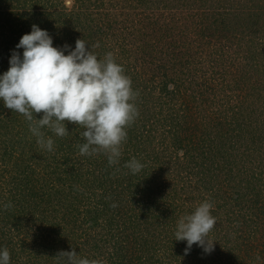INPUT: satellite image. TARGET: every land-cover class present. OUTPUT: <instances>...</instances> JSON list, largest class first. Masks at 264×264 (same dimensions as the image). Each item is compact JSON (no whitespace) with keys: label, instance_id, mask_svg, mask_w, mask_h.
Returning <instances> with one entry per match:
<instances>
[{"label":"rangeland","instance_id":"1","mask_svg":"<svg viewBox=\"0 0 264 264\" xmlns=\"http://www.w3.org/2000/svg\"><path fill=\"white\" fill-rule=\"evenodd\" d=\"M33 24L54 47L83 39L100 58L112 52L139 116L109 165L80 155L84 129L72 123L63 138L44 129L55 150L40 148L0 100L10 264H65L57 254L73 249L103 264H264V0H0V75ZM133 157L145 165L137 174L124 167ZM204 200L214 251L185 255L176 224Z\"/></svg>","mask_w":264,"mask_h":264},{"label":"clouds","instance_id":"2","mask_svg":"<svg viewBox=\"0 0 264 264\" xmlns=\"http://www.w3.org/2000/svg\"><path fill=\"white\" fill-rule=\"evenodd\" d=\"M83 39H77L74 50L65 44L53 46L47 30L33 24L13 51L9 68L0 75V100L7 109L25 117L29 131L40 148L54 152L55 142L46 135L48 129L63 138L69 134L67 123L84 129L85 142L76 145L80 155L105 154L109 165L119 163L122 146L127 140V129L139 116L131 78L117 63L112 52L102 58ZM65 51L68 52L65 55ZM37 119L35 114H41ZM144 164L135 157L124 164L132 174L139 173ZM13 207L11 201L3 205ZM111 207L117 205L113 203ZM214 205L209 200L198 203L190 214L181 216L174 233L176 241H186L185 255L194 244L206 254L214 251L215 241L209 238L216 225L212 215ZM57 257L65 264H103L98 259L81 257L73 249L61 251ZM7 247L0 250V264H10Z\"/></svg>","mask_w":264,"mask_h":264},{"label":"trees","instance_id":"3","mask_svg":"<svg viewBox=\"0 0 264 264\" xmlns=\"http://www.w3.org/2000/svg\"><path fill=\"white\" fill-rule=\"evenodd\" d=\"M257 14H259V13H257ZM210 145V144H209ZM218 189V188H217ZM237 207H238V209L236 210V212L238 213V214H242V215H244L245 216V214L246 213H248V212H250V210H248L247 208H250V207H247V208H244V205H241V204H237ZM256 207V206H255ZM215 208V207H214ZM243 216V217H244ZM129 221L131 220V226L133 227V229H136L137 228V226H140L141 225V223H142V221H140V220H138V219H132V217H130L129 216V219H128ZM138 221H140L141 223H139ZM135 222V223H134ZM239 251H237V252H235V253H237V255L238 256H240V253H238Z\"/></svg>","mask_w":264,"mask_h":264}]
</instances>
